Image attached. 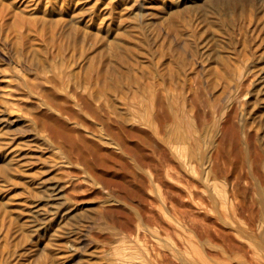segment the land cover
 Listing matches in <instances>:
<instances>
[{
  "label": "bare ground",
  "instance_id": "obj_1",
  "mask_svg": "<svg viewBox=\"0 0 264 264\" xmlns=\"http://www.w3.org/2000/svg\"><path fill=\"white\" fill-rule=\"evenodd\" d=\"M196 1L0 0V84L32 103L13 114L0 92V264H204L212 243L194 244L185 181L238 229L217 156L264 155V0Z\"/></svg>",
  "mask_w": 264,
  "mask_h": 264
},
{
  "label": "rangeland",
  "instance_id": "obj_2",
  "mask_svg": "<svg viewBox=\"0 0 264 264\" xmlns=\"http://www.w3.org/2000/svg\"><path fill=\"white\" fill-rule=\"evenodd\" d=\"M207 1L197 0L194 5H203ZM237 34L238 31L236 30L233 35L235 36L233 37V41L236 40ZM206 35H208V33H206ZM217 38L221 39V36H218ZM157 55L158 54L156 53L155 56ZM263 57L264 54L260 61H262V64L264 65ZM9 80L10 79L8 78L5 80L3 79V82L6 84L3 82L0 84L1 94L10 103L9 112L20 115L29 113L28 110L32 103L27 102V100H31L28 99V96L18 89L11 80ZM153 82H155L154 79ZM248 83L249 81L245 84V88L248 92L243 89V91L239 92L237 96L238 103L242 104V117L254 107L251 92L253 84L249 83L251 85H248ZM10 85H13V88H11L12 86ZM137 93L139 94V92ZM26 96L27 99L25 101ZM228 100L229 97L227 95L222 96L220 106L226 105ZM257 108L263 113L264 117V109H260L261 106L255 107V109ZM242 113L240 115H242ZM21 129H24L22 125L13 127L14 132H18ZM136 145L137 143H133L134 148L137 147ZM151 150L152 149L147 146L146 150H143L153 159L149 169L152 172H160V156L153 154ZM252 153L253 154L245 155L244 152H242L241 155H238L236 150L231 146H226V148L217 156L218 161L216 171L223 172L225 189L229 195V200L234 202V210L231 211L232 215L230 216L232 220H236L239 224V227L236 230L228 229L221 225L220 216L228 215V212L216 213L215 210H212V206L208 201V196L202 192L203 188L199 187L198 184H195L194 182V184L191 185L187 181L182 184L184 187H182V189H184L183 199H179L178 204L185 206L183 208L187 211L185 220L193 230L194 244L199 247V242H203L204 238H208L212 243V248H207L208 255L205 256L206 263L204 264H258V258L264 260V207L260 202V191L261 188L264 187V155L259 157L257 154V156L256 153H261L260 151ZM249 158L251 163L248 162ZM122 174V170L119 166H115V168L110 171V177L114 181L119 184L126 183L134 188L135 186L125 179ZM140 179L146 181L143 174L140 175ZM40 183L39 186L41 187L42 197L48 202L46 209L52 210L53 206H56L57 202L61 200L62 193L59 190H54L53 187L57 182L51 179L50 176L42 178ZM192 185L195 186L192 189L194 196L190 198L186 190L192 188ZM259 186H261V188ZM175 191L181 192L178 188H175ZM234 195H236L237 201L235 200ZM88 199L92 200L93 198L88 197ZM230 201L228 202L229 205ZM200 208H205V210L208 211L203 212ZM219 228L221 231H218Z\"/></svg>",
  "mask_w": 264,
  "mask_h": 264
}]
</instances>
